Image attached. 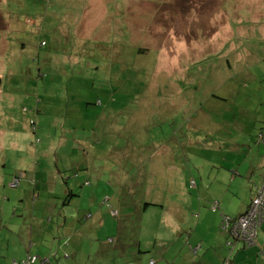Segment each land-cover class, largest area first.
Returning a JSON list of instances; mask_svg holds the SVG:
<instances>
[{
  "label": "rangeland",
  "instance_id": "obj_1",
  "mask_svg": "<svg viewBox=\"0 0 264 264\" xmlns=\"http://www.w3.org/2000/svg\"><path fill=\"white\" fill-rule=\"evenodd\" d=\"M0 75L2 264L49 240L54 200L96 264L237 254L221 224L264 171V0H0ZM233 117L249 146L218 144Z\"/></svg>",
  "mask_w": 264,
  "mask_h": 264
},
{
  "label": "trees",
  "instance_id": "obj_2",
  "mask_svg": "<svg viewBox=\"0 0 264 264\" xmlns=\"http://www.w3.org/2000/svg\"><path fill=\"white\" fill-rule=\"evenodd\" d=\"M2 81H3V76L0 75V88L1 89H2V87H1ZM226 99H227L226 97H220L219 98L220 101H224ZM228 99L224 102H228ZM228 114L230 115V114H232V112L228 111ZM212 128H213V131L212 130L211 131L213 133H215L220 139H222V141H221L222 144L218 143V144L222 145V148L223 147H229V148L239 149L240 147H242V145L248 144L247 141H246V143L245 142L240 143L239 138L232 139L234 137V132H240L241 134L247 133V132H245V130L244 131H242L241 129L238 130V124L236 123V119H234V117L232 119H229V121L226 122L225 124H223V122H220V123H217L215 125H212ZM213 133H212V135H213ZM260 137L262 138L263 135L260 134ZM211 138H214V136L213 137L211 136ZM211 140L212 139H210L209 141H211ZM209 145H211V144H209ZM249 145L250 144H248V146ZM211 148H214V147H211ZM222 148H219V149H220V152L223 154L224 152H223ZM231 150H233V149H231ZM9 179L10 178L5 177V181H8ZM12 180H15V181H13V182L11 181V185H13V186H19L20 185V178H17L16 176H14V178ZM86 183L89 184L88 181H86ZM263 185H264V171H263V175L261 178V183L258 182V184L255 183V185H253V187L251 189L250 200L248 201L247 206L245 207L244 211H241L239 213H235V214H233V216H229V215L225 214L223 221H222V224H221V227H222V231L225 233V235H227V238H228L227 241H229L230 244H232V248H231L232 250H233V247H235V246L240 247L238 252L244 248H249V247L254 246V249H256L255 254H257L259 258H262L263 262H264V241L260 243L259 239H258L259 234H261L260 230H262V226L264 225L263 224V222H264V204H262L263 207H262L261 212L259 214H257L256 215L257 218H255V219L259 218V222L257 223L258 225L256 226V234H255V237L253 239V243H247V240H245L241 235H238L237 233H234L232 231L233 227L238 223V221L252 209V207L254 206V202L259 200V198L264 195V191H263V195L261 192ZM65 190L68 191L69 188H67ZM75 193H76L75 191L70 190L68 195L63 199L64 200L63 203L66 204L69 198L77 195ZM34 198H37L36 195H34ZM154 204L155 203H153L151 201H145L144 203H141L142 207L140 210H142V209L145 210L146 208H148L147 207L148 205H154ZM0 208H2V211L4 213L6 210H9L8 204L7 205L3 204V206ZM113 215H117V211H114ZM119 227H120V224H119ZM68 243H69V238H67V240L64 241L63 245H68ZM49 245L50 244L45 242L46 247H48ZM43 249H44V251L46 250V248H44V246H43ZM55 252L56 251H52V252H50L49 255H44V256L42 254L38 255V253L37 254L36 253L30 254L29 256L25 257L24 259H21L19 261H15L14 264H23V262L25 260H27L29 257H35L33 264H55L53 262V260L51 259V257L53 258V256H55ZM225 261H227V264H236L237 254L233 255V256L231 255L229 257V259L226 258ZM154 263H155L154 259H151L150 264H154Z\"/></svg>",
  "mask_w": 264,
  "mask_h": 264
},
{
  "label": "crops",
  "instance_id": "obj_3",
  "mask_svg": "<svg viewBox=\"0 0 264 264\" xmlns=\"http://www.w3.org/2000/svg\"><path fill=\"white\" fill-rule=\"evenodd\" d=\"M256 182H258V180H256ZM64 191H66V190H64ZM36 197H39V196L36 195ZM224 197H226V196H224ZM68 201H69V199H68ZM248 201L249 200L242 201V202L238 203L233 199L232 203L236 202L237 206H239L237 211L234 212L233 214L244 211L245 207L247 206ZM53 206H54V208H53L52 214L50 215V218H49V229H48L49 240H46L47 236H44L40 243H39L38 238L37 239L35 238L37 242L33 241V239L30 240V245L34 246L35 244H37L39 247V251L36 252V254L38 253V255H39V253H40L44 256V255H49L50 252H52V251H56L55 256H53V258L51 257V259L53 260V262L55 264H96L97 260H98V254L96 257H93V259H92V257L87 255L84 250H83V252H80V253H78L79 250L76 251V253H73L69 248L70 243H68V245H63L64 241L67 240L64 237V233H65L66 228L68 226V218H66V220L63 222L62 216L64 214H63V210H59V208H60L59 201L54 200ZM81 210L82 209L80 208V211ZM90 215L91 216H89V215H87V216L90 217L91 220H93V218L97 219V222H98L97 226H99V227L105 226L106 221L102 217V215H105L104 211L102 212V211L96 210V215H94V214H90ZM53 219H56V222H53ZM85 222H89V221L86 220ZM43 223H44V221H41V219H39V221H37V219H35L32 224H33L34 228L36 227L35 230H42ZM199 223L196 225L197 228L199 226ZM79 239H80V243H82V241L84 240V238L82 236H80ZM258 239H259L260 243L264 241V230L261 232V234H259ZM224 241H225V237H222L220 239L221 245L218 248V253H219L218 264H220V263L222 264L224 258L226 257L225 254L227 252L223 253L222 257L220 256V252H221L220 248L223 247L222 245L224 244ZM45 242H47L50 245L48 247H46ZM43 246H44V248H46L45 251L43 249ZM255 252H256V249H254V246L240 250L237 253V262L235 261L236 264H258V261L260 260V258L258 257L257 254H255ZM79 255H82L81 260L84 259L85 262L75 263V260L79 257ZM121 257L124 258L125 256H121ZM62 258H64L66 261L62 260ZM5 259H8V258L6 257ZM11 259H13V260L11 261ZM221 260H222V262H221ZM10 261H11L10 264H14V261H19V257L13 255L10 258ZM114 261H115V259H114ZM0 264H2V262H0ZM166 264H168V263H166ZM262 264H264V262Z\"/></svg>",
  "mask_w": 264,
  "mask_h": 264
},
{
  "label": "built area",
  "instance_id": "obj_4",
  "mask_svg": "<svg viewBox=\"0 0 264 264\" xmlns=\"http://www.w3.org/2000/svg\"><path fill=\"white\" fill-rule=\"evenodd\" d=\"M261 192L263 194V191H261ZM255 203L259 204L260 200H257ZM254 206L246 215H244L238 221V223L232 229V231L234 233L241 235L244 239H248V240L250 239L251 243H253V239H254L255 234H256V226L258 225L256 223V219H254V216H255V215H253L254 213L251 214V212L254 210ZM255 218H256V216H255ZM240 225H242L243 228ZM248 226L250 229H248ZM246 232H247V234H245ZM34 259H35V257H29L27 260H25L23 262V264H33Z\"/></svg>",
  "mask_w": 264,
  "mask_h": 264
},
{
  "label": "flooded vegetation",
  "instance_id": "obj_5",
  "mask_svg": "<svg viewBox=\"0 0 264 264\" xmlns=\"http://www.w3.org/2000/svg\"><path fill=\"white\" fill-rule=\"evenodd\" d=\"M15 262V261H14Z\"/></svg>",
  "mask_w": 264,
  "mask_h": 264
}]
</instances>
